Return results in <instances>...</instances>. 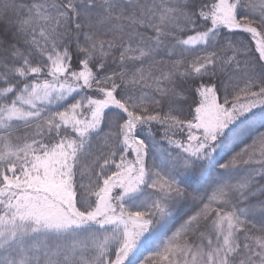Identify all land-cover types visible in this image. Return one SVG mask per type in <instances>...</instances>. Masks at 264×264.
Instances as JSON below:
<instances>
[{
    "label": "snow or ice",
    "instance_id": "1",
    "mask_svg": "<svg viewBox=\"0 0 264 264\" xmlns=\"http://www.w3.org/2000/svg\"><path fill=\"white\" fill-rule=\"evenodd\" d=\"M0 264H264V0H0Z\"/></svg>",
    "mask_w": 264,
    "mask_h": 264
},
{
    "label": "rangeland",
    "instance_id": "2",
    "mask_svg": "<svg viewBox=\"0 0 264 264\" xmlns=\"http://www.w3.org/2000/svg\"><path fill=\"white\" fill-rule=\"evenodd\" d=\"M147 254V253H146Z\"/></svg>",
    "mask_w": 264,
    "mask_h": 264
}]
</instances>
